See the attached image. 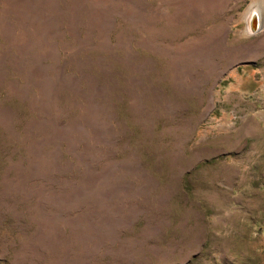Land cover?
<instances>
[{
  "label": "rangeland",
  "instance_id": "rangeland-1",
  "mask_svg": "<svg viewBox=\"0 0 264 264\" xmlns=\"http://www.w3.org/2000/svg\"><path fill=\"white\" fill-rule=\"evenodd\" d=\"M0 264H264V0H0Z\"/></svg>",
  "mask_w": 264,
  "mask_h": 264
},
{
  "label": "water",
  "instance_id": "water-1",
  "mask_svg": "<svg viewBox=\"0 0 264 264\" xmlns=\"http://www.w3.org/2000/svg\"><path fill=\"white\" fill-rule=\"evenodd\" d=\"M246 26L249 33H255L259 30L258 17L255 10H252L246 18Z\"/></svg>",
  "mask_w": 264,
  "mask_h": 264
}]
</instances>
